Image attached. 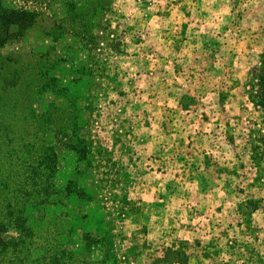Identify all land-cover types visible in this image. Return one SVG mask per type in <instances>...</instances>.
I'll use <instances>...</instances> for the list:
<instances>
[{"label": "rangeland", "instance_id": "obj_1", "mask_svg": "<svg viewBox=\"0 0 264 264\" xmlns=\"http://www.w3.org/2000/svg\"><path fill=\"white\" fill-rule=\"evenodd\" d=\"M136 2L0 0L15 21L0 30V264H158L182 234L148 197L144 115L119 87ZM254 76L262 131L244 146L264 174V56Z\"/></svg>", "mask_w": 264, "mask_h": 264}, {"label": "crops", "instance_id": "obj_2", "mask_svg": "<svg viewBox=\"0 0 264 264\" xmlns=\"http://www.w3.org/2000/svg\"><path fill=\"white\" fill-rule=\"evenodd\" d=\"M199 8L215 20H197ZM124 10L136 42L119 87L152 123L138 131V150L153 159L148 197L164 229L176 221L182 233L158 264H264V174L244 146L262 131L251 89L264 0H138Z\"/></svg>", "mask_w": 264, "mask_h": 264}, {"label": "trees", "instance_id": "obj_3", "mask_svg": "<svg viewBox=\"0 0 264 264\" xmlns=\"http://www.w3.org/2000/svg\"><path fill=\"white\" fill-rule=\"evenodd\" d=\"M14 11L12 10H3L2 7H0V30H2V27H7L10 26L12 23H15V21L12 20V13ZM10 14V15H9ZM6 44V39L1 38L0 36V46H3Z\"/></svg>", "mask_w": 264, "mask_h": 264}]
</instances>
